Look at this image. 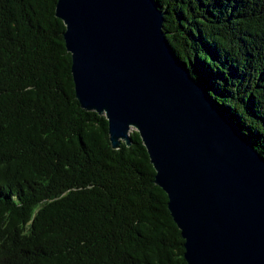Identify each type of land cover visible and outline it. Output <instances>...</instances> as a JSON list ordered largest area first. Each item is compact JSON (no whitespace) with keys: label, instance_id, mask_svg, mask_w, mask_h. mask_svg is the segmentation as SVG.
<instances>
[{"label":"trees","instance_id":"1","mask_svg":"<svg viewBox=\"0 0 264 264\" xmlns=\"http://www.w3.org/2000/svg\"><path fill=\"white\" fill-rule=\"evenodd\" d=\"M190 75L264 158V0H155ZM56 0H0V264H187L139 133L75 98Z\"/></svg>","mask_w":264,"mask_h":264},{"label":"water","instance_id":"2","mask_svg":"<svg viewBox=\"0 0 264 264\" xmlns=\"http://www.w3.org/2000/svg\"><path fill=\"white\" fill-rule=\"evenodd\" d=\"M75 98L135 130L187 264H264V158L172 50L155 0H56Z\"/></svg>","mask_w":264,"mask_h":264}]
</instances>
